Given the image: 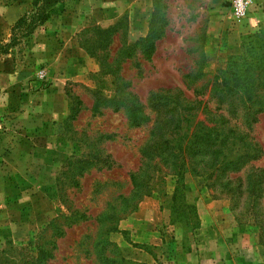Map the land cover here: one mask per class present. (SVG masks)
Wrapping results in <instances>:
<instances>
[{
  "label": "rangeland",
  "instance_id": "rangeland-1",
  "mask_svg": "<svg viewBox=\"0 0 264 264\" xmlns=\"http://www.w3.org/2000/svg\"><path fill=\"white\" fill-rule=\"evenodd\" d=\"M153 1L62 0L40 20L35 0H0V264L35 257L56 217L48 264H264V110L249 128L213 90L229 59L210 69L205 52L217 0ZM151 17L167 25L147 58L135 42ZM116 21L90 55L82 41L94 47L96 27ZM234 128L256 156L220 175L215 147ZM258 177L255 201L246 187Z\"/></svg>",
  "mask_w": 264,
  "mask_h": 264
},
{
  "label": "trees",
  "instance_id": "trees-1",
  "mask_svg": "<svg viewBox=\"0 0 264 264\" xmlns=\"http://www.w3.org/2000/svg\"><path fill=\"white\" fill-rule=\"evenodd\" d=\"M61 1L62 0H35L34 6L36 10L34 13L35 15L32 17L39 18L40 20L48 18L50 8ZM158 1L159 0H154L153 5L157 4ZM32 17L29 20L33 19ZM25 22H27V18L20 17L16 24L19 26V24ZM118 23L119 22L116 21L114 27H96L99 38L94 41L95 46L90 47L85 43L86 40L84 39V42L82 41L83 48L86 49L90 55L98 57L97 53L94 51L95 48L103 50L107 47L108 35H110V31L116 30ZM166 25L167 22L165 18H162L160 24L156 26L155 20L151 17L147 35L135 42L136 44L139 43V41L146 42L144 53L147 58H149L151 52L155 48V41L162 37ZM100 66L102 67L101 60ZM214 77L215 83L213 90L218 95L220 104L226 103V111L234 116V118H238V115H241L244 120L243 123L250 128L256 121L257 113L264 110V94L260 95L261 90L264 89V24H260L258 31L241 36L240 51L237 54L230 55L225 68L219 70ZM135 124L137 125L138 123L136 122ZM236 124L237 122L235 121V125ZM235 130L236 128H234V131ZM235 132L236 133L232 137L230 136L233 141L230 142L228 146L225 145V141L222 145L217 143L215 147L216 153L213 158V165L216 172L220 175H226L227 170L237 169L247 162V160L256 156L257 146L249 136V131L243 133ZM111 136L112 135H108L107 138H111ZM240 143L242 147L239 152L237 148ZM225 148L227 149L226 152ZM234 148L239 153H234V156H232ZM230 154L231 156H229ZM77 160H80L79 162L82 164L78 166L79 168L73 166L72 163L68 164V166H72L76 169L78 168L81 171L91 167L87 159H76V161ZM79 175L82 174L79 173ZM261 184V177L256 178L254 181H249L247 184L246 190L249 194L253 193L255 201H259L261 198ZM241 188V184L234 186L233 193L237 192V190H241ZM133 208L134 206L129 207L126 212L132 211ZM253 214L256 220L259 221L263 219L262 212H259V210H256V213L253 212ZM63 219L65 221V226L74 224L77 221L73 213H71L70 216H64ZM58 220L57 217L52 218L43 229L38 232L36 239V256L32 257L29 254H22V257L16 261V264H48L49 260L53 257L56 239L64 232V226L62 227V225L58 223ZM110 231L113 230L110 228L104 229L102 233L106 234ZM260 231V236L264 239V226L262 224H260ZM103 241H106L105 245H113V247L117 249L116 244L110 242L109 239H103ZM119 259L124 261L122 257H119ZM11 261L12 259L9 262ZM9 262H5V264H10ZM115 264L119 263L116 262Z\"/></svg>",
  "mask_w": 264,
  "mask_h": 264
},
{
  "label": "crops",
  "instance_id": "crops-1",
  "mask_svg": "<svg viewBox=\"0 0 264 264\" xmlns=\"http://www.w3.org/2000/svg\"><path fill=\"white\" fill-rule=\"evenodd\" d=\"M208 13L205 52L211 58L210 69L222 68L228 56L240 51L241 36L256 32L264 22V0H252L247 15L239 21L230 19L229 4L221 0Z\"/></svg>",
  "mask_w": 264,
  "mask_h": 264
},
{
  "label": "built area",
  "instance_id": "built-area-1",
  "mask_svg": "<svg viewBox=\"0 0 264 264\" xmlns=\"http://www.w3.org/2000/svg\"><path fill=\"white\" fill-rule=\"evenodd\" d=\"M227 2L229 4L230 19L239 21L247 15L252 0H227Z\"/></svg>",
  "mask_w": 264,
  "mask_h": 264
}]
</instances>
